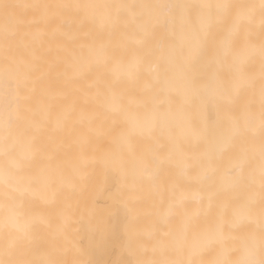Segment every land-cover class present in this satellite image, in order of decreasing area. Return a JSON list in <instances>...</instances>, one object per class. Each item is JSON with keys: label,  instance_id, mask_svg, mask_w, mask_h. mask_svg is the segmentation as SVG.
Instances as JSON below:
<instances>
[{"label": "snow or ice", "instance_id": "6c2138e0", "mask_svg": "<svg viewBox=\"0 0 264 264\" xmlns=\"http://www.w3.org/2000/svg\"><path fill=\"white\" fill-rule=\"evenodd\" d=\"M88 80L74 91L90 111L67 89ZM116 115L98 157L91 124ZM98 164L122 187L75 247L70 209L53 226L29 197L83 191ZM109 245L134 258L111 264H264V0L0 3V264H103L92 257Z\"/></svg>", "mask_w": 264, "mask_h": 264}, {"label": "bare ground", "instance_id": "6f19581e", "mask_svg": "<svg viewBox=\"0 0 264 264\" xmlns=\"http://www.w3.org/2000/svg\"><path fill=\"white\" fill-rule=\"evenodd\" d=\"M25 0H19V3H23ZM259 3V0H255ZM30 20L31 17H26ZM256 38H259V22L257 21L256 26ZM55 49V45H52ZM53 56H55V51H53ZM260 62L257 59L251 66V71L255 72L257 76L259 75ZM104 70L100 69L92 74L93 79L98 77ZM143 71V70H142ZM146 75V73H145ZM115 82V80H114ZM91 83V80L81 81L76 85H67L68 91L71 93V98L77 100V102L85 109L89 111L93 108L92 97H85L75 92L76 88L86 87L87 84ZM58 87H65L63 82H60ZM118 90L121 91H135L137 89V84L131 80H120L117 83ZM123 123V118L120 115L101 117L95 120L91 124V129L96 136L95 150L97 156H101L103 152L108 148L111 143L112 137L108 135L110 129L115 131L119 130V127ZM88 127L87 123L84 125ZM113 134H115L113 132ZM74 158V150L67 152L65 154V161L70 165ZM93 173V179L89 183L85 190H80L79 188L73 192L71 186L65 191L64 195L61 196L55 203L45 202L42 199H37L34 197H29L34 201L32 207L26 209L29 215L43 214L50 218L53 226L60 222V210L62 208L70 209V214L68 215V236L67 239L71 245L75 247L87 246L89 243L88 233L86 231V225L93 211L111 208L115 205V197L118 191L121 189L122 185L118 180L114 172L106 171L103 165H96L94 168L89 169ZM66 175L71 176L70 167L66 171ZM159 206V198H146L138 205V212L141 216V223L147 224L150 222V217L147 215L148 212L154 211L155 208ZM117 222L125 223L126 216L123 211L115 218ZM49 242V230L47 227H42L39 233V246L41 249L46 248ZM44 253L42 251L33 252L32 256L34 258H42ZM96 260H100L103 264H111V262L120 259H134L130 256H125L123 249L119 246H107L105 248L97 249L93 257Z\"/></svg>", "mask_w": 264, "mask_h": 264}, {"label": "rangeland", "instance_id": "374dc122", "mask_svg": "<svg viewBox=\"0 0 264 264\" xmlns=\"http://www.w3.org/2000/svg\"><path fill=\"white\" fill-rule=\"evenodd\" d=\"M10 2V3H19V0H0V3Z\"/></svg>", "mask_w": 264, "mask_h": 264}]
</instances>
